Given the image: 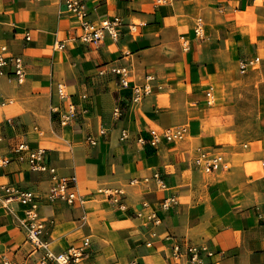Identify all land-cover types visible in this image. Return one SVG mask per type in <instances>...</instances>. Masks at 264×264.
<instances>
[{
    "label": "crops",
    "instance_id": "1",
    "mask_svg": "<svg viewBox=\"0 0 264 264\" xmlns=\"http://www.w3.org/2000/svg\"><path fill=\"white\" fill-rule=\"evenodd\" d=\"M82 1L94 25L123 18L117 38L83 42L63 0H0V45L25 70L19 82L12 60L0 66V185L35 193L51 250L85 245L75 264H264V0ZM254 56L259 63L241 72L239 61ZM116 67L149 89L142 99L121 86ZM69 104L74 118L63 125L55 109ZM173 128L180 139L148 141ZM224 134L231 141L217 142ZM20 142L42 148L59 175H75L82 200L51 199L49 172L13 154ZM201 153L221 155L222 165L205 171L194 162ZM172 196L178 204L160 208ZM4 198L0 188V253L40 264L26 203ZM175 242L212 254L176 259Z\"/></svg>",
    "mask_w": 264,
    "mask_h": 264
},
{
    "label": "built area",
    "instance_id": "2",
    "mask_svg": "<svg viewBox=\"0 0 264 264\" xmlns=\"http://www.w3.org/2000/svg\"><path fill=\"white\" fill-rule=\"evenodd\" d=\"M66 6V10L73 14L79 21L82 28V32L79 38L89 44L98 45L102 39L105 32L110 34L112 37L117 38L118 36V27L122 24L123 18L120 15H112L109 17L103 18L98 24H92L88 19V11L82 0H63ZM200 29H196V32L199 33ZM25 38L30 39V35L27 33ZM7 47L5 45H0V66H3L6 63V60H12L13 71L16 75L17 80L20 82L24 77V64L20 56L11 55L6 56L5 52ZM260 61L258 56H254L248 59H241L239 61V70L245 72L248 68L255 67ZM116 74H118L119 82L121 86L132 88V99L138 101L149 91L146 86H137L130 84L129 81V70L126 67H116L114 69ZM57 92L60 97H65V88L63 84H57ZM212 91L207 90V102L211 103L212 101ZM2 101H0V105ZM59 113L60 123L65 125L68 124L73 118L75 109L72 105L62 112L58 109H55ZM118 112V109H116ZM183 135V129L173 128L167 129L163 132L162 135L153 134L148 138V141L152 145H157L162 139L171 141L180 139ZM128 138V132L126 129H122L120 133V139L125 140ZM140 142H144L143 137H139ZM94 142L93 140H90ZM13 154L20 161H26L29 168L34 171H48L50 174V186H49V197L51 199H59L66 201L67 203H73L75 200H82L81 194L77 187V178L75 175L63 176L59 175L55 167H52L46 164L43 160L44 150L40 147H30L26 142H20L13 148ZM194 162L196 165L201 166L205 171H214L222 165L221 155L217 154H206L201 153L195 157ZM6 159L0 154V165H4ZM153 177L161 181V177L158 172L153 173ZM134 182V179L131 180ZM1 190L5 194V200L9 199H18L26 203L27 207L25 208V218L23 220V225L27 231V239L32 243L33 251L41 250L40 264H75L79 262L86 254L85 245H70L65 250L55 252L48 247V244L41 239V233L43 231L42 223L37 221L36 216V196L35 193L30 190L20 189L13 185H0ZM101 192L106 193L107 196H114V194L123 193L122 189H116L115 191H110L108 189H99ZM178 204V199L174 196L164 199L160 203V208L168 209L173 205ZM123 207V205H121ZM153 220L158 223L160 222L159 218L156 215L154 210L151 214ZM172 255L176 259H180L182 255H185L188 261L193 263H201L202 253L206 252L211 255L212 252L209 251L208 247L203 244H181L175 242L172 245ZM0 261L2 264H22L14 262L8 255L5 253H0Z\"/></svg>",
    "mask_w": 264,
    "mask_h": 264
},
{
    "label": "bare ground",
    "instance_id": "3",
    "mask_svg": "<svg viewBox=\"0 0 264 264\" xmlns=\"http://www.w3.org/2000/svg\"><path fill=\"white\" fill-rule=\"evenodd\" d=\"M213 108V107H212ZM217 109H218V107H217ZM216 109V110H217ZM210 112V111H209ZM221 112V111H220ZM220 117V116H219ZM213 118V117H212ZM214 120V119H213ZM216 121H218V120H216ZM229 124V123H228ZM228 124H226V125H228ZM223 125V124H222ZM229 135V134H228ZM231 135V134H230ZM229 135V136H230ZM216 140H217V142H220V141H223V142H226V141H228L229 140V137L227 136V135H224V136H218V137H216ZM252 147V146H251ZM224 154V153H223ZM218 175V174H217Z\"/></svg>",
    "mask_w": 264,
    "mask_h": 264
},
{
    "label": "rangeland",
    "instance_id": "4",
    "mask_svg": "<svg viewBox=\"0 0 264 264\" xmlns=\"http://www.w3.org/2000/svg\"><path fill=\"white\" fill-rule=\"evenodd\" d=\"M224 135H226V134H224ZM228 141H231V139L229 138V140Z\"/></svg>",
    "mask_w": 264,
    "mask_h": 264
}]
</instances>
